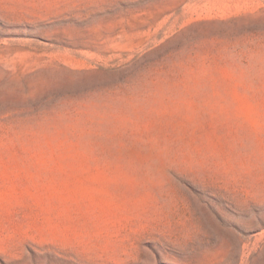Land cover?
<instances>
[{"label":"rangeland","instance_id":"rangeland-1","mask_svg":"<svg viewBox=\"0 0 264 264\" xmlns=\"http://www.w3.org/2000/svg\"><path fill=\"white\" fill-rule=\"evenodd\" d=\"M0 264H264V0H0Z\"/></svg>","mask_w":264,"mask_h":264}]
</instances>
